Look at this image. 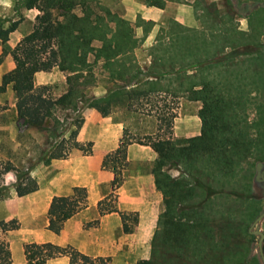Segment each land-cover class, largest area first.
<instances>
[{"label": "trees", "instance_id": "1", "mask_svg": "<svg viewBox=\"0 0 264 264\" xmlns=\"http://www.w3.org/2000/svg\"><path fill=\"white\" fill-rule=\"evenodd\" d=\"M146 2L148 5L163 7V0ZM21 4L26 9H37L39 14L35 16L32 32L23 36L10 51H7L5 45L9 34L16 29L17 22H11L6 28L0 26V63L8 53L15 63L14 68L2 77L0 93L10 85L17 98V117L29 127L43 128L45 120L52 116L56 107H71L76 110L74 118L68 117L66 128L73 127L68 137L64 138L61 133L58 135L60 140L51 145L49 152L45 154V164L52 159L66 158L71 149L79 146L76 136L84 118L80 115V110L76 109V98L93 107L103 117L109 115L116 106H122L131 112L155 113L161 124L156 131L134 140L123 130L119 146L104 155L101 168L113 173L112 182L116 184L120 179V166L127 144L134 142L147 145L156 153L152 173L155 188L162 195L163 210L158 216L151 239V257L141 259L136 264H172L174 259L180 258L195 264L202 259L201 245L213 244L216 238L213 228L208 225V215L204 210L205 198L224 193L203 184L202 177L212 180L216 174L234 177L236 166L247 163L253 154L256 160L262 159L264 155V141L249 137L242 124L243 108L240 99L230 92L226 94L217 84L207 80L190 81L185 87L179 86L173 91L161 88L158 85L161 79L178 73L171 66V58L167 59L166 64H162L161 70L153 67L142 69L134 61L125 65L122 60L129 58L138 45L132 27L108 9H96L92 0H21ZM53 11L58 12L57 17ZM95 40L100 42L98 46L92 44ZM89 54L94 61L101 60L108 69V79L112 86L100 97L84 100V92L77 88L76 82L80 78L84 79V72L90 68L87 59ZM198 62L207 65L222 60L211 56L202 61L197 60L195 65ZM120 63L123 67L113 70V64ZM54 66L66 73L68 84L67 91L56 98L49 94L46 85L35 86L33 79L36 72ZM166 95L173 101H177L180 96H187L201 102L198 111L201 120L199 135L189 138L171 137L172 122L176 114L171 112L165 115L153 110L156 98ZM162 124L167 135L158 133L163 131ZM257 125L258 123L254 125L255 128ZM171 170L178 171V174L172 175ZM29 171V168H17L10 161H0V201L8 196L9 185L5 184L3 178L8 172L15 175L12 187L16 196H24L37 190V182ZM262 174L264 177V172L261 171L258 180L264 181ZM196 189L207 192L201 200L194 201L198 196ZM247 190L236 191L231 188L225 193L235 197H253ZM111 197L109 194L98 201L99 215L118 212L115 200L110 201ZM86 206L85 187L75 186L69 195L53 196L47 209V229L56 232L59 225ZM119 215L122 231L131 232L130 214L119 212ZM17 228V223L1 227L4 231ZM222 238L227 239L228 234L225 232ZM262 250L264 253V240ZM23 254L26 264H43L60 256H67L73 263L76 251L69 245L29 242L23 244Z\"/></svg>", "mask_w": 264, "mask_h": 264}, {"label": "rangeland", "instance_id": "2", "mask_svg": "<svg viewBox=\"0 0 264 264\" xmlns=\"http://www.w3.org/2000/svg\"><path fill=\"white\" fill-rule=\"evenodd\" d=\"M92 2L96 9L106 8L132 27L138 45L129 58L122 60L125 65L129 64V61H134L142 69L153 67L161 70L162 64H166L167 59L171 58L173 61L171 66L178 73L161 79L158 83L161 88L173 91L179 86L185 87L190 81L202 80L217 84L226 91V94L230 92L240 99L243 108L242 124L246 127L248 136L264 141V0H163L161 8L148 5L146 0H92ZM179 12L189 18L188 25L177 20ZM57 13L53 11L56 17ZM76 13L80 14L78 10ZM37 14H39L37 9H26L21 0H0V26L6 28L11 22H17L14 38L18 40L32 32ZM243 17L245 21H242V24L245 27L241 25ZM92 44L98 46L100 42L95 40ZM5 46L7 51L12 48L9 43ZM254 52L259 54L250 56ZM211 56L222 62L207 65L198 62L195 65L197 60L202 61ZM87 59L90 68L84 72L85 78H80L76 82L77 88L84 92V100L100 97L112 86L108 79L109 71L102 61H94L91 54ZM121 67L122 63L113 64V70H119ZM39 81L47 82L48 92L55 98L68 89L66 73L57 66L41 73L39 80L36 79V82ZM74 102L84 120L89 117L90 111L95 110L78 98ZM153 103V110L157 113L161 111L165 115L171 112L176 114L172 128L177 117L198 115L201 106L200 101L187 96H180L177 101H173L166 95L156 98ZM7 115L10 117L8 119H15L17 122L19 131L17 138L21 144L16 150L7 144L2 147L0 161H10L19 169L29 168L31 175L32 170L39 169L45 164V154L49 152L51 145L60 140L58 135L61 133L64 138L68 137L73 128L72 126L66 128L68 117L74 118L76 110L71 107L54 108L52 116L45 120L43 128L25 126L13 112ZM109 115L117 121L132 117V122L125 124L123 130L134 140L142 139L146 133H154L161 125L155 113L131 112L122 106L113 107ZM256 123L257 128L254 126ZM162 127L163 131L158 133L167 135L163 124ZM171 137L177 138L173 137V131ZM262 148L264 151V144ZM262 156V159L256 160L253 154L247 163L236 166L234 177L223 174H216L213 180L202 177L203 184L224 193L205 198L204 210L208 215V225L213 228L216 238L213 244L201 245L202 259L195 264H262L257 248L259 237L248 231L254 219L264 210V181L258 180L259 173L264 169V155ZM170 173L178 174V171L171 170ZM8 185V196L0 201V246L6 250L8 242L5 235L7 236L10 230L4 231L1 229L2 226L17 223L23 239H28L33 228L37 232L43 221L40 215L30 220L32 224L25 221L21 224L16 219L8 218L4 201L13 195L12 184ZM231 188L236 191L248 189V193L253 197L226 194L225 192ZM196 192L198 196L193 199L194 201L201 200L207 191L196 189ZM111 196L110 201L113 202L114 194L111 193ZM129 214V223L133 225L135 218L132 213ZM256 227L264 232V217ZM225 232L228 234L227 239L222 238ZM153 234L144 247L130 254L128 264H136L141 259L151 257ZM36 235L39 238L45 236L39 231ZM82 264L120 262L118 257L114 256V259L110 257L86 259ZM172 264L191 263L180 258L174 259Z\"/></svg>", "mask_w": 264, "mask_h": 264}, {"label": "crops", "instance_id": "3", "mask_svg": "<svg viewBox=\"0 0 264 264\" xmlns=\"http://www.w3.org/2000/svg\"><path fill=\"white\" fill-rule=\"evenodd\" d=\"M244 19H241V25H244ZM177 20L186 25L190 23L189 18L182 12L177 14ZM15 30L9 34L6 42L12 48L19 41L14 38ZM1 51L0 42V53ZM258 54L254 52L250 56ZM14 66L12 56L8 53L0 63V83L2 77ZM48 70L34 74L35 86L46 85L47 82H36V79L39 80L40 74ZM16 103V95L10 85H7L5 92L0 93V150L6 144L15 150L20 147L17 122L15 119H8L10 117L7 115L13 112L17 116ZM132 119L127 117L117 121L111 115L103 117L95 110L90 111L76 136L79 146L71 149L66 158L52 159L39 169L31 171V176L38 185L37 190L20 197L13 191V195L4 201V205L8 218L16 219L21 224L24 221L32 224L30 220L40 215L43 221L37 232L44 233L45 236L37 237L33 228L29 238L23 239L20 226L8 231L9 234L5 235L8 246L7 250L1 247L0 264H26L23 244L29 242L69 245L76 251L73 263L67 256H60L43 264H82L86 259H114V256L118 257L120 264H128L130 254L146 245L162 210V195L155 188L152 173L156 153L147 145L134 142L127 144L120 166V179L116 184L112 182L113 173L101 168L102 158L119 146L124 125L130 124ZM172 131L173 137L177 138L197 136L201 131V120L198 115L184 118L179 116L175 119ZM82 146L84 149H81ZM3 178L7 185L15 181L13 172L6 173ZM75 186L85 187L87 206L59 225L54 233L47 229V209L50 201L53 196L71 194V189ZM111 193L115 196L114 204L118 212L99 215L98 201ZM119 212L133 214L135 219L131 232L122 231Z\"/></svg>", "mask_w": 264, "mask_h": 264}, {"label": "water", "instance_id": "4", "mask_svg": "<svg viewBox=\"0 0 264 264\" xmlns=\"http://www.w3.org/2000/svg\"><path fill=\"white\" fill-rule=\"evenodd\" d=\"M264 217V210L254 219V221L252 222V224L250 225L248 231L251 234H255L257 235L258 241H257V248H258V253L261 259L262 264H264V253L262 250V245H263V240H264V232H262L261 230H259L256 227V224Z\"/></svg>", "mask_w": 264, "mask_h": 264}, {"label": "flooded vegetation", "instance_id": "5", "mask_svg": "<svg viewBox=\"0 0 264 264\" xmlns=\"http://www.w3.org/2000/svg\"><path fill=\"white\" fill-rule=\"evenodd\" d=\"M262 171L264 172V169ZM261 178L264 180L263 174L261 175Z\"/></svg>", "mask_w": 264, "mask_h": 264}]
</instances>
